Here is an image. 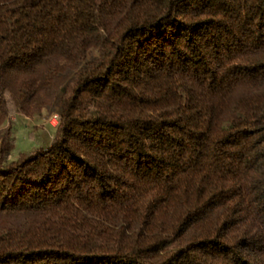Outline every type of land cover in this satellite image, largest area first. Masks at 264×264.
I'll return each mask as SVG.
<instances>
[{"label": "trees", "instance_id": "1", "mask_svg": "<svg viewBox=\"0 0 264 264\" xmlns=\"http://www.w3.org/2000/svg\"><path fill=\"white\" fill-rule=\"evenodd\" d=\"M10 104L0 264H264V0H0Z\"/></svg>", "mask_w": 264, "mask_h": 264}, {"label": "rangeland", "instance_id": "2", "mask_svg": "<svg viewBox=\"0 0 264 264\" xmlns=\"http://www.w3.org/2000/svg\"><path fill=\"white\" fill-rule=\"evenodd\" d=\"M9 113L7 118L0 119V132L12 127L15 145L13 157L51 142L55 131L50 122L52 116L47 113L25 116L16 112L12 104L9 106Z\"/></svg>", "mask_w": 264, "mask_h": 264}, {"label": "built area", "instance_id": "3", "mask_svg": "<svg viewBox=\"0 0 264 264\" xmlns=\"http://www.w3.org/2000/svg\"><path fill=\"white\" fill-rule=\"evenodd\" d=\"M50 122L55 127L58 124V115H53Z\"/></svg>", "mask_w": 264, "mask_h": 264}]
</instances>
